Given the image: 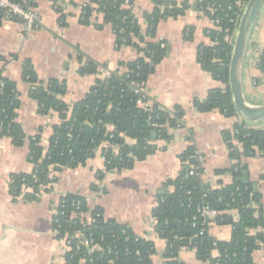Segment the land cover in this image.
I'll return each mask as SVG.
<instances>
[{"label": "trees", "instance_id": "obj_1", "mask_svg": "<svg viewBox=\"0 0 264 264\" xmlns=\"http://www.w3.org/2000/svg\"><path fill=\"white\" fill-rule=\"evenodd\" d=\"M15 1L28 8H35L32 0ZM124 1L89 0L81 8L79 23L82 26H90L92 16H102V25H109L112 29L115 48L131 47L136 51L137 58L133 62L119 65L125 67L124 73L113 71L109 72L107 80H96L87 95L72 107L58 99V96L65 92L64 84L54 79L46 83L38 82L30 65H24V80L31 85L29 96L37 103L38 113L43 116L49 112L57 113L61 122L53 129L45 155L40 146L39 135L27 139V161L33 165V172L10 175L8 191L13 201L22 197L27 203L37 202L39 187L49 182H57V179L48 178L51 166L54 172L83 167L88 160L94 158L96 148L103 142L119 147L117 155L108 151L105 157V173L131 170L136 163L144 161L156 152L152 143L159 140L171 141L169 131L183 127L184 110L181 107L176 106L168 110L152 102L150 107L139 108L137 101L141 95L135 92L146 85L148 77L154 73L156 66L167 53L165 42L155 40L158 23L182 17L189 5L151 0L155 7L151 13L144 16L147 26L146 30L141 32L132 11L123 7ZM247 2L248 0L197 2L198 10H203L205 17L210 21H220L217 27L208 31L212 45L199 46L196 59L204 72L225 86L224 89L210 90L203 101H192V107L198 114L218 111L226 118L237 115L228 89V65L232 37L243 6ZM216 6L221 8L211 16L207 8ZM55 12L58 15V25L65 27L66 14L59 6ZM102 25L94 27L101 30ZM190 38L189 30L186 31V39ZM147 39H154V42H148ZM77 59L80 62L85 60L77 70L80 77L97 73L99 66L80 52ZM258 66L264 70V50ZM18 98L15 84L3 77L0 71V139H10L12 145L17 148L22 147L26 141L22 128L16 122ZM108 126L113 127L112 132L107 131ZM125 139L133 140L134 144H127ZM224 139L232 160H238L240 156L264 157V129H248L243 123H238L233 126L231 132L224 133ZM238 145L241 146V151ZM194 151V147L189 146L178 157L180 172L175 179L166 181L163 187H171L172 192L159 196L158 204L152 211L155 233L159 239L166 242L163 259L166 264H180L177 262L178 253L185 249L194 251L196 259L203 264H254L252 254L264 245L262 196L253 189L251 183H244L245 168L239 164L233 165L229 170L233 177L231 185L211 189L201 180L203 168L194 159ZM191 168L194 174L200 176H189ZM222 173L223 171L216 172L218 175ZM102 177L103 173H98V180ZM259 180L264 181V174ZM23 188L31 189L32 192L22 194ZM62 201L63 205L59 211L64 214L53 217L51 227L52 230H58L57 239L64 238L66 234L71 239L73 249L65 256L66 264H77L82 258L85 264H152L151 257L155 253L152 242L138 238L126 225L118 224L114 220H105L100 208L90 211V223L81 221L79 215L89 211L82 197L69 194ZM78 202L80 206L77 210ZM202 207H208L221 214L211 221H204L197 213ZM231 210L237 212L238 218L235 222L227 213ZM72 213L75 216H72ZM211 224L230 226V239L224 242L211 237L208 233ZM123 231L125 234H122ZM77 233L85 239H93L100 250L88 253L81 247L76 252L75 247L80 241L74 239ZM213 252L217 253L216 257L212 256Z\"/></svg>", "mask_w": 264, "mask_h": 264}, {"label": "crops", "instance_id": "obj_2", "mask_svg": "<svg viewBox=\"0 0 264 264\" xmlns=\"http://www.w3.org/2000/svg\"><path fill=\"white\" fill-rule=\"evenodd\" d=\"M32 1L38 18L32 31H26L18 23L0 22V71L15 84L19 95L16 122L26 137L24 145L19 148L14 147L8 138L0 139V264H64L66 250L52 230L51 218L58 201L69 194L82 197L89 211L100 208L105 220L126 225L135 235L152 242L155 249L152 264H166L163 259L166 242L155 233L152 211L159 196L172 192L171 187L163 188L164 184L178 176V157L189 146L203 156L201 180L211 189L231 185L230 168L235 164L244 167L248 183L262 196L264 217V181L259 180L264 174V157L240 156L239 159L236 157L238 160H232L224 139V133L231 132L238 123L248 129L263 130L264 119L250 123L238 114L233 118H226L218 111L198 114L192 107L194 99L203 101L210 90L225 88L204 72L196 59L199 46L212 45L207 32L213 29L210 19L199 12L198 0H166V4L170 1L178 5L187 3L189 9L176 20L166 19L158 23L155 40L165 42L167 53L146 81L151 102L168 110L176 106L184 110L183 129L171 131V141L158 144L163 150L136 163L131 170L105 173V164L98 150L83 167L56 172L57 182L52 191L42 195L37 202L27 203L22 197L13 201L8 191L10 175L33 172V165L27 161V139L39 135L45 155L53 129L61 122L57 113L49 112L45 116L38 113L37 103L29 96L31 85L24 80V65H30L38 82L54 79L64 84L65 92L58 99L72 107L87 95L96 81L94 75L80 77L77 74L78 68L85 63V60L78 61V52L109 72L124 73L125 67L119 65L137 58L131 47L115 48L112 29L109 25H102V16H92L90 26L80 25L81 8L89 0ZM130 1L141 32H144L147 26L144 16L155 6L151 0ZM58 6L67 16L63 28L58 25L55 12ZM94 25H102V29L97 30ZM189 30L191 38L188 40L186 31ZM147 41L154 42V39ZM263 50L264 4L248 32L242 70L243 96L253 107L264 106V70L258 66ZM128 143L133 144L132 141ZM240 147L238 145L239 151ZM218 171L223 173L218 175ZM98 173H103L101 180L97 178ZM97 187L103 189V195L96 194ZM230 216L237 221V213L232 212ZM208 233L216 240L226 242L230 239L231 227L211 224ZM212 256L216 257L217 253L213 252ZM252 261L264 264V245L252 254ZM177 262L203 264L196 259L194 251L185 249L178 253Z\"/></svg>", "mask_w": 264, "mask_h": 264}, {"label": "built area", "instance_id": "obj_3", "mask_svg": "<svg viewBox=\"0 0 264 264\" xmlns=\"http://www.w3.org/2000/svg\"><path fill=\"white\" fill-rule=\"evenodd\" d=\"M202 1L203 0H199V3H202ZM244 6H243V8H244ZM123 7L125 9L131 10L132 13H133V3L130 0H125L124 4H123ZM220 8H221V6H216L214 8L213 7H208L207 8V12L211 16H213L215 14V12L218 9H220ZM199 12L201 14H204V11L201 10V9L199 10ZM2 21H10V22L18 23V24H21L25 28L26 31H32L36 27V23L38 21V18H37V15H36L35 11H34V8H30V7L28 8L25 5H23V3L16 2L15 0H0V22H2ZM219 21L220 20H218V19H215V20L211 21L213 28L218 26ZM208 33L209 32H207V34ZM94 76H96V80L105 81V80H107L109 78V71H106L105 69H103L101 67H98L97 73ZM135 93H139L141 95V97L137 101V107H139V108H147V107L152 106V102L150 101V99L148 98V95H147L146 85L143 86L142 88H139V90H137V92H135ZM109 127H111V126L107 127V131L108 132H112L113 131V127H111L112 128L111 131L108 130ZM180 129H183V127H179V128H177L175 130H180ZM175 130H170L169 134H170L171 131H175ZM128 141H132L133 144H134L133 140L125 139V142L127 144H129ZM159 143H163L164 145L167 144V142L161 141V140L152 143V145H154L156 147V152L159 151V150H163L164 149V148L160 149V147L158 146ZM130 145H132V144H130ZM98 150H100L101 157H102V159L104 161V164H105V157L108 154V151H110L114 155H117L119 147L116 146V145H112V144H110L108 142H103L102 144H100L96 148L95 154H96V152ZM194 150H195L194 151V159L202 167L203 156L195 148H194ZM49 171H50V174L48 176L49 180L55 179L56 172L53 171V167L52 166L49 168ZM111 173H116V172H111ZM189 176L198 177L200 175L199 174H194V170H193V168H191V170L189 172ZM54 184L55 183L49 182V183L41 185L39 187L38 199H40L42 195H44V194L46 195V194L50 193L52 191V187H53ZM46 190H48L49 192H45ZM28 192L31 193L32 190L31 189H25V188L22 189V194L28 193ZM95 192H96V194L98 196H101L104 193L103 189L100 188V187L99 188L97 187V190ZM63 198H65V196L62 197L58 201V203L56 204V206H55V208L53 210L52 218L55 217V216H58V215L61 216V215L64 214L63 212L59 211V209L63 205V201H62ZM79 206H80V202L76 203V209L77 210H78ZM232 212L237 213L234 210H231V211H229L227 213L230 214ZM197 213L199 214V216L201 218H203L204 221H211L212 219H214L215 217H217L218 215L221 214L220 212L215 211L213 209H210L208 207L199 208L197 210ZM72 216H75L74 213H72ZM52 218H51V223H52ZM79 218H80L81 221L85 220L86 223H90L91 222L90 211L85 212V213H81L79 215ZM55 223H57V221H55ZM53 232H54V234L57 237L58 230H53ZM122 234H125V232L123 231ZM137 237L145 240V238H143V237H139V236H137ZM74 239H79L80 240L78 245L75 247V251L76 252L79 251L81 247L85 248L88 253L94 252L96 250H100L97 247V245L94 244L93 239H90V238L89 239H85V238L82 237V235L80 233L75 234ZM58 240H62V242L64 243V247H65V250H66L65 256L68 253H71L73 247L71 245V239L68 237V235L66 234L64 236V238L58 239ZM136 255H138V253H136ZM65 256H64V264H66ZM81 263L85 264V260L83 258L80 259L77 264H81Z\"/></svg>", "mask_w": 264, "mask_h": 264}, {"label": "water", "instance_id": "obj_4", "mask_svg": "<svg viewBox=\"0 0 264 264\" xmlns=\"http://www.w3.org/2000/svg\"><path fill=\"white\" fill-rule=\"evenodd\" d=\"M264 0H248L245 4L234 32L232 51L228 65V89L231 95L232 105L240 117L249 122L264 119V106L253 107L246 103L243 96L242 70L247 47V35L251 27L256 23ZM238 158V155H236ZM244 183H248V174H243ZM254 189V187H253Z\"/></svg>", "mask_w": 264, "mask_h": 264}, {"label": "rangeland", "instance_id": "obj_5", "mask_svg": "<svg viewBox=\"0 0 264 264\" xmlns=\"http://www.w3.org/2000/svg\"><path fill=\"white\" fill-rule=\"evenodd\" d=\"M247 123V122H246ZM251 123V122H250ZM250 123H247V124H249V125H251Z\"/></svg>", "mask_w": 264, "mask_h": 264}]
</instances>
